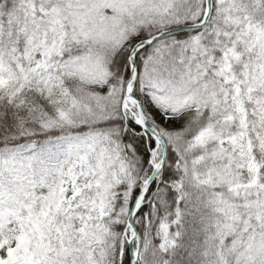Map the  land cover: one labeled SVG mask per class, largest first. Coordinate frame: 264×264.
<instances>
[{
  "label": "snow or ice",
  "instance_id": "6c2138e0",
  "mask_svg": "<svg viewBox=\"0 0 264 264\" xmlns=\"http://www.w3.org/2000/svg\"><path fill=\"white\" fill-rule=\"evenodd\" d=\"M0 264H264V0H0Z\"/></svg>",
  "mask_w": 264,
  "mask_h": 264
}]
</instances>
